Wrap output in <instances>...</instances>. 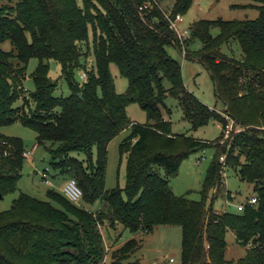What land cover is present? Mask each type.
I'll use <instances>...</instances> for the list:
<instances>
[{
  "label": "trees",
  "instance_id": "16d2710c",
  "mask_svg": "<svg viewBox=\"0 0 264 264\" xmlns=\"http://www.w3.org/2000/svg\"><path fill=\"white\" fill-rule=\"evenodd\" d=\"M149 1L0 0V45L10 44L8 51L0 47V127L20 123L33 131L57 176L74 179L81 200L101 203L92 215L62 193L48 190L45 201L20 193L10 210L0 213V264H101L99 227L104 223L131 236L179 227L177 264H264V0H229L247 2L232 8L256 9V19H199L189 27L187 49L199 43L193 57L208 71L225 107L222 114L186 91L181 67L167 52L170 47L179 51L167 20L155 7L138 12ZM193 2L175 0L171 18L184 15ZM233 42L238 56L225 55L222 47ZM30 60L37 66L30 75L33 91L25 97L21 84ZM49 61L60 66L67 97L55 96L57 81L49 77ZM111 66L127 80L125 95L115 91ZM82 72L85 79H77ZM163 80L170 84L168 91ZM167 95L178 99L194 130L209 121L225 127L224 114L243 131L223 145L170 135L161 114ZM132 102L145 112L146 125L129 121L126 107ZM125 129L130 133L118 147L126 158L124 190H106L107 147ZM210 147L215 155L200 201L175 196L167 177L177 174L188 155ZM24 152L20 139L0 135L2 197L17 192ZM221 156L229 170L252 185L255 205L247 203L237 213L213 210ZM229 234L244 251L235 259L228 253ZM249 244L253 248L247 249ZM139 248L134 238L128 240L109 264H121Z\"/></svg>",
  "mask_w": 264,
  "mask_h": 264
},
{
  "label": "rangeland",
  "instance_id": "374dc122",
  "mask_svg": "<svg viewBox=\"0 0 264 264\" xmlns=\"http://www.w3.org/2000/svg\"><path fill=\"white\" fill-rule=\"evenodd\" d=\"M19 1L20 0H12V3L16 4ZM154 1L159 7L157 8L158 10L160 9L165 13H170L175 0ZM244 4H247V2L194 0L190 9L184 15H181L182 21L178 23V29L180 31L189 29V27L199 19L211 21L218 19L224 21L243 20L246 18L251 20L256 19L258 16L256 9L243 10L232 8L234 5ZM214 34H216V32H214ZM187 40H189V38H187ZM89 43L91 46L90 36ZM0 47L4 51L10 50V44L8 42L1 44ZM177 48L180 49V46L178 45ZM184 48L186 58L174 47L168 48L167 52L181 67V77L186 91L209 109L222 114L225 111V107L223 103L216 98L214 86L208 71L193 57V52L200 48L199 43L194 41L187 49V44L185 42ZM221 51L227 56H238L237 46L234 42L228 46L222 47ZM36 66V60H30L28 63L26 78L21 84L22 96L26 97L28 93L33 91V83L30 79V75ZM110 72L116 93L118 95H125L128 89L127 80L121 76L115 66H111ZM80 74L81 73L76 74L77 79H79ZM60 76V66L54 61H49V77L51 80L57 81L55 96L67 97L69 91L66 83L60 79ZM162 88L165 91L170 89L168 81L163 80ZM17 105H20V102H18ZM126 114L129 121L133 124H147L145 112L142 111L135 102L127 105ZM161 114L164 121L169 124L170 135H182L194 141L218 145H223L225 142L220 138L222 133L221 126L215 121H209L206 125L194 130L188 120L184 119L178 99L170 95L165 97L163 106H161ZM129 133L130 129H125L108 144L104 178V187L106 190L115 188L121 191L124 190L126 182V158L120 157L118 147L120 142L125 139ZM0 135L3 137L20 139L26 152H30L36 147L29 158H24L17 183V192L7 194L0 200V213L10 210L12 202L16 200L20 193L42 201L46 200L45 194L48 190L58 194L61 193V187L65 180L57 176V173L52 169L50 164L51 156L46 147L36 144L35 133L33 131L23 127L20 123H15L10 126L0 127ZM222 141L223 143H221ZM214 155L215 151L210 147L193 152L183 159L179 165L177 174L167 177L172 193L175 196H185L192 201H200L202 183ZM94 158L95 157H93V161ZM44 172L47 174L49 185L45 184L42 179V173ZM162 176L166 177L165 174L163 175V172ZM221 177L220 190L217 192V197L212 203L213 210L219 213L223 211L229 213L240 212L237 206L247 204L248 201L255 196L252 185L241 181L235 172L228 169V166H226V170ZM227 193L230 194L229 198L226 196ZM123 197H125L124 194ZM76 206L89 214L95 215L100 210L101 203L100 200H96L92 203L80 200ZM108 226V223H104L103 226L99 227L104 248V257L101 264H109L113 255L123 245L119 240L120 234L122 241L128 240L130 237V234L124 232L121 227L112 230L109 229ZM135 240L139 243L140 248L134 254L127 257V259H124L121 264H169L168 260L171 258L174 259V264H177L180 260L182 236L179 227H157L149 234L136 235ZM111 241L113 242L110 244ZM227 243L230 246L228 249L230 257L235 259L243 254L244 251L240 248L232 246L234 238L230 234L227 236Z\"/></svg>",
  "mask_w": 264,
  "mask_h": 264
},
{
  "label": "built area",
  "instance_id": "2783aa9c",
  "mask_svg": "<svg viewBox=\"0 0 264 264\" xmlns=\"http://www.w3.org/2000/svg\"><path fill=\"white\" fill-rule=\"evenodd\" d=\"M159 8L157 3L153 0H151V2L149 1L148 3L140 6L138 8V12H143V11H151L153 8ZM160 10V9H159ZM161 11V10H160ZM162 15L164 16V18L167 20L168 25H169V29L171 31L174 32L176 40L178 42V45L180 46V53L182 54V56L184 58H186L185 55V42L187 40V38H189L190 32L189 29L180 31L178 29V23H180L182 21L181 19V15H176L174 18H171L170 13H165L163 11H161ZM86 77L85 73H81L79 76L80 80H84ZM224 119L226 121V125L225 127L221 128L222 129V139L224 141L228 140L232 135H236V134H240L243 129H241L238 125L235 124V122L227 115H224ZM223 143V141L221 142ZM36 147L33 148V150ZM32 150V151H33ZM32 151L30 152H24L23 153V158H29V156L32 154ZM218 163L220 164V175H223L225 170H226V164H225V156H221L218 159ZM42 179L44 180L45 184L49 185V181L47 179V174L46 172L42 173ZM61 193L62 195L72 204L76 205L81 199H82V191L81 189L78 187L76 181L74 179H67L62 187H61ZM256 198L252 197L249 201L248 204L253 206L256 204ZM244 208V205H238L237 209L239 211H242V209ZM253 248V246L251 244L247 245V249ZM174 259H169L168 263L169 264H174Z\"/></svg>",
  "mask_w": 264,
  "mask_h": 264
},
{
  "label": "crops",
  "instance_id": "0c3cea01",
  "mask_svg": "<svg viewBox=\"0 0 264 264\" xmlns=\"http://www.w3.org/2000/svg\"><path fill=\"white\" fill-rule=\"evenodd\" d=\"M63 179H64V178H63ZM64 180H65V179H64ZM65 181H66V180H65ZM65 181H64V182H65ZM117 229H119V227H118ZM132 238H134V239H135V236H131V235H130V237H129V239H128V240H130V239H132ZM119 240H120V242H121V243H123V244H124L125 242H127V241H128V240L122 241V240H121V238H119ZM112 242H113V241H111V242H110V244H111ZM232 246H236V244H235V243H233V244H232ZM232 246H231V247H232ZM229 248H230V246H229ZM232 248H233V247H232Z\"/></svg>",
  "mask_w": 264,
  "mask_h": 264
},
{
  "label": "water",
  "instance_id": "95a60500",
  "mask_svg": "<svg viewBox=\"0 0 264 264\" xmlns=\"http://www.w3.org/2000/svg\"><path fill=\"white\" fill-rule=\"evenodd\" d=\"M79 97H80V95H78ZM3 197L1 196V194H0V200L2 199Z\"/></svg>",
  "mask_w": 264,
  "mask_h": 264
}]
</instances>
